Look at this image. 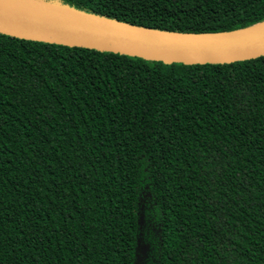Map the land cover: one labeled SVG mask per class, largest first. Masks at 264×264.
<instances>
[{"label": "trees", "instance_id": "1", "mask_svg": "<svg viewBox=\"0 0 264 264\" xmlns=\"http://www.w3.org/2000/svg\"><path fill=\"white\" fill-rule=\"evenodd\" d=\"M43 1L178 33L264 22V0ZM0 264H264V54L0 32Z\"/></svg>", "mask_w": 264, "mask_h": 264}, {"label": "water", "instance_id": "2", "mask_svg": "<svg viewBox=\"0 0 264 264\" xmlns=\"http://www.w3.org/2000/svg\"><path fill=\"white\" fill-rule=\"evenodd\" d=\"M40 1L53 11L39 15L0 7V32L166 61L230 62L264 54V22L231 31L178 33L141 28Z\"/></svg>", "mask_w": 264, "mask_h": 264}, {"label": "bare ground", "instance_id": "3", "mask_svg": "<svg viewBox=\"0 0 264 264\" xmlns=\"http://www.w3.org/2000/svg\"><path fill=\"white\" fill-rule=\"evenodd\" d=\"M0 7L9 10L39 15L46 14L45 11L48 9L47 7L45 8L46 10H44V7L40 6L39 3L35 2L34 0H0Z\"/></svg>", "mask_w": 264, "mask_h": 264}, {"label": "rangeland", "instance_id": "4", "mask_svg": "<svg viewBox=\"0 0 264 264\" xmlns=\"http://www.w3.org/2000/svg\"><path fill=\"white\" fill-rule=\"evenodd\" d=\"M34 1L37 2V3H39L40 6H43L44 7V10H46L45 8L48 7V9L46 11H53L47 4L42 3V1H40V0H34Z\"/></svg>", "mask_w": 264, "mask_h": 264}]
</instances>
